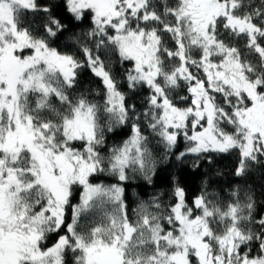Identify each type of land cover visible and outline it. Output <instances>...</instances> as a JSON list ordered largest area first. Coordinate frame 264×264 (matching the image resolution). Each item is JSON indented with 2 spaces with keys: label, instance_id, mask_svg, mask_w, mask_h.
Here are the masks:
<instances>
[{
  "label": "snow or ice",
  "instance_id": "6c2138e0",
  "mask_svg": "<svg viewBox=\"0 0 264 264\" xmlns=\"http://www.w3.org/2000/svg\"><path fill=\"white\" fill-rule=\"evenodd\" d=\"M256 170L264 0H0V264H264Z\"/></svg>",
  "mask_w": 264,
  "mask_h": 264
},
{
  "label": "trees",
  "instance_id": "16d2710c",
  "mask_svg": "<svg viewBox=\"0 0 264 264\" xmlns=\"http://www.w3.org/2000/svg\"><path fill=\"white\" fill-rule=\"evenodd\" d=\"M86 23L87 22L85 21V24ZM114 70L119 71L120 66L116 64ZM81 80L84 86L95 88L98 85V81L94 77H92L91 73L87 70L82 71ZM128 135L129 132L127 131V129H117L115 133L109 134V143L110 145L119 144L122 140L126 139ZM205 170H207V165H203L199 172H197L191 168V160H188L184 163H179L174 159L169 158L167 162H162L158 165L155 184L157 188H166L172 176L174 175L179 177L181 183L186 186L190 196L195 195L200 188L202 180L200 173L204 172ZM213 171H219L223 173L221 180L223 181L224 187H227L228 182H238L237 178L230 175L231 167L230 158L228 157H222L218 159L216 164L213 165ZM246 179L250 182L251 186H253L257 190L258 200L264 202V196L259 195V193L262 191L261 185H264V174H262L261 170L254 171L252 174L246 177ZM105 182L111 183L115 181L108 179L105 180ZM145 190H147L148 192L153 191L151 186H147V188H145V183L143 180L137 179L132 181L128 189L129 199H134L136 192H143Z\"/></svg>",
  "mask_w": 264,
  "mask_h": 264
}]
</instances>
